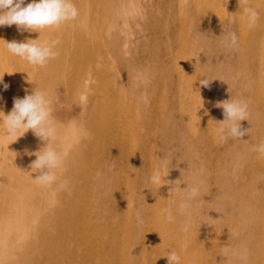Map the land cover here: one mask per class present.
Segmentation results:
<instances>
[{
    "label": "bare ground",
    "instance_id": "bare-ground-1",
    "mask_svg": "<svg viewBox=\"0 0 264 264\" xmlns=\"http://www.w3.org/2000/svg\"><path fill=\"white\" fill-rule=\"evenodd\" d=\"M73 3L77 18L55 28L0 27V110L45 91L65 154L41 185L30 165L46 142L29 130L10 143L0 125V264H168L170 251L179 264H264V0ZM228 32L238 47L222 45ZM27 39L59 40L56 57L36 66L6 48ZM231 97L250 101V134L225 142L216 104ZM157 157L171 160L159 188Z\"/></svg>",
    "mask_w": 264,
    "mask_h": 264
},
{
    "label": "clouds",
    "instance_id": "clouds-1",
    "mask_svg": "<svg viewBox=\"0 0 264 264\" xmlns=\"http://www.w3.org/2000/svg\"><path fill=\"white\" fill-rule=\"evenodd\" d=\"M227 2V0H226ZM249 27H254L259 19V12L252 6L244 9ZM79 10L73 0H31L25 5V0H0V27L16 25L18 31L40 32L46 28H55L62 23L75 20ZM5 42V41H4ZM59 40L27 39L25 42H5L7 50L14 56H18L32 65L44 66L50 59L57 55L55 46ZM226 48L238 47V37L235 32H228L222 40ZM11 74V73H9ZM212 80V79H211ZM210 79L204 77L200 81L205 87L209 85ZM0 84L4 89L8 85L3 81L0 74ZM202 102V101H201ZM250 101L241 98H230L217 102L216 106L223 110L224 119L216 128L217 135L221 141L242 140L246 134H250V128H243L241 121L247 120L250 115ZM52 100L43 90H36L26 94L23 98L15 97L13 107L6 115L0 110V125L3 135L10 137V143L16 141L23 134L31 130L46 145L43 151L35 153L36 159L32 161L30 168L38 173L35 180L44 186L55 183L57 177L55 170L60 168L64 162L65 154L53 146L58 128L52 115ZM9 145V144H8ZM253 151L264 155V143L254 146ZM31 155V153H28ZM171 160L157 157V166L150 177V182L157 185L171 183L165 180L168 175ZM200 195L198 184L187 188L185 202L181 204V212L189 218L191 216V201ZM169 221L173 219L170 209H165ZM137 223L143 225L142 213H136ZM168 264H179L180 256L175 251H170L167 256Z\"/></svg>",
    "mask_w": 264,
    "mask_h": 264
},
{
    "label": "rangeland",
    "instance_id": "rangeland-1",
    "mask_svg": "<svg viewBox=\"0 0 264 264\" xmlns=\"http://www.w3.org/2000/svg\"><path fill=\"white\" fill-rule=\"evenodd\" d=\"M57 97L59 98L60 105H63L64 103H66V101L68 99L67 96L65 95V93L64 92L62 93L61 91L58 92ZM57 97H55L53 99L55 100V99H57ZM70 101L72 102V98L68 100V102H70ZM71 116H72L71 114H65L63 117L61 116L62 117L61 120H63L64 122H66L67 120H70Z\"/></svg>",
    "mask_w": 264,
    "mask_h": 264
}]
</instances>
